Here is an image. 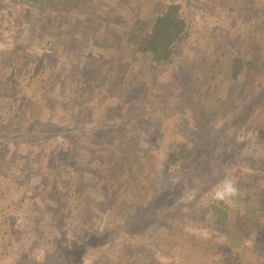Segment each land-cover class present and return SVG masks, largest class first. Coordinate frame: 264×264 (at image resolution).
Instances as JSON below:
<instances>
[{"label": "rangeland", "instance_id": "374dc122", "mask_svg": "<svg viewBox=\"0 0 264 264\" xmlns=\"http://www.w3.org/2000/svg\"><path fill=\"white\" fill-rule=\"evenodd\" d=\"M128 1H94V8L103 7L115 14L111 17L94 18V15L90 17L94 26H101L107 21V25L102 26L104 33L101 38L96 37L100 33L91 29L85 22L83 16L85 9L74 8L67 18L65 12L56 10L65 9V5L56 4L50 10L53 15L58 13L62 17L58 16L59 21L48 25V31H43L42 35L45 36L44 40L48 45L55 43V52L61 57L55 63L57 70L52 66L53 64L48 63L47 91L40 94L33 93L32 91L40 92L42 89L24 87L23 93L28 92L25 96L29 94L31 100L39 105L34 112L27 103L24 104L21 112V109L15 106L13 98L17 97L14 96L13 88L0 86V264H32V262L41 264L46 254L53 253L55 249L53 239L56 236L66 244L70 242L72 253L90 247L85 258L75 264H94L93 259H98L97 264H111L114 258L116 264H127L129 260L155 264L154 260H142L136 254L138 250L144 249L145 258H154L147 252L149 250L147 244L153 247L156 241L147 240V232L142 237L137 235L132 238V241L127 243L129 246L127 251L123 248L125 241L132 236L128 232L133 208L127 210L126 207L127 205L133 207L136 199L133 201L126 191H120L123 183L120 170L123 165L118 168L112 162H119V157L129 152V145L126 144L129 134L133 132L130 129L128 132L121 131L118 120L100 121L109 110L111 113L123 114L118 107L119 103L112 101L109 105H103L100 104L99 99L104 91L103 83H106L105 74L110 71L104 62L110 60L109 55H117L115 48L119 47V41H124L125 31L129 30L136 16L139 13L144 14L146 10L138 1L133 7L129 6ZM157 1L151 0L150 5H154ZM163 1L178 3L181 6L180 13L187 25L186 37L179 44L178 54L171 60L166 62L163 58L142 56L138 62H134L131 69L129 67L128 73L133 88L127 89V98L134 95V88L144 94L145 88L151 89L153 86L149 85L150 82L168 84L180 74L195 97L200 94L198 98L200 102L192 112H189L184 104L182 110L179 101L182 102L185 96L183 91H179L182 94L175 93L179 101L172 103L170 98L165 99L164 94H160L164 105L166 107L171 105L168 115L170 118L167 117L166 120L168 142L165 141L166 145L170 146V150L165 153L163 159H168L170 164L172 162L176 164L166 167L168 173L166 170V174L161 175L159 181L163 180L176 186L168 195L174 194L176 198L179 196L183 200L182 206L193 210L188 212L190 214L187 219L188 227L183 231L184 236L192 235V237L180 247L183 256L180 257L179 262L192 264L193 258V261H196L194 264H264L263 245L256 246L245 241L238 249L221 242L207 241L212 232L203 226L208 222L207 218L210 215L202 212L205 210L206 201L212 199L213 190L205 191L206 194L203 192L204 194L201 195L199 189L189 190V182L185 180L189 171H192L191 174L194 176L204 172L211 180H218L222 172L230 174L229 167L234 169L239 158L244 156L242 149L246 150L247 147L252 151L250 158H257L255 162L264 163V136L261 134L263 129L261 127L257 129L255 123L242 124V118L231 119L228 112L220 114L228 99L236 97L241 89L225 81L222 75L210 77L209 74V65L217 58L224 59L228 54H232L229 51L233 50L239 55L251 58L252 52L261 47L263 37L258 35L259 32L254 33L256 36L252 37L251 31L255 26L260 28L259 31L264 28V16L261 14L264 10V0ZM12 5L16 9L23 7L16 3ZM13 6H7L5 10L0 11V41H2L0 42V81L9 73L7 69L11 61L8 58L12 54H8L10 50L8 47L15 45L22 47L25 42L24 37L32 30L37 32L38 26L44 23L47 17H44V13H40L39 9L34 8L28 15L19 17L16 15L17 21L13 15V24H7L4 22V17L7 10ZM149 6L145 5L148 9ZM94 20L97 22L95 23ZM233 20L235 27L228 31L224 23ZM215 25H218L219 29L213 31ZM65 27L68 30H76L74 35L64 34L66 41L73 39L74 48L67 44L65 47V43L60 42L63 35L57 32L63 31ZM52 28L56 29L51 32ZM83 32L90 36L84 37ZM228 35L231 42H228ZM39 42L40 39H34L33 45L28 43L23 54L34 58L43 53L49 55L48 49L44 51L41 47H37ZM92 42H97V45H91ZM90 50H92L91 54H89ZM259 54L262 55V52ZM128 61H133L132 52L128 55ZM168 61L172 62L168 63ZM257 62L258 64L255 61L249 63L250 70L255 71L253 75L247 72L249 76H242V73L239 78L248 79V84L244 88L245 98H249L251 102H255L260 94L264 95V77L259 76L261 79L259 87L252 82L258 77L256 72L262 71L264 76L263 60ZM200 69H203L204 73L199 72ZM63 79L66 85L60 87L59 82ZM139 81H142L140 86ZM259 90L260 93H257ZM158 91L160 90H155ZM23 93L21 92L20 95ZM125 93L124 90L123 94ZM109 98L112 100V95ZM205 98L208 101H203ZM191 99L192 95L187 101ZM249 104L253 103L249 102ZM199 111L209 116L200 118ZM88 113H93V118L86 117ZM245 113L243 111L241 114ZM210 114L214 116L210 117ZM234 119L236 123L233 122ZM36 121L38 125L57 124L66 129L70 138L64 139L57 132L58 140L52 141L51 146L45 147L46 136L39 135L37 139L31 136V124L34 125ZM60 133L66 134L62 129ZM136 147H141V143ZM57 151L61 152L62 156ZM87 156L102 159L104 168L83 165L82 158ZM248 162L254 163L246 159L245 163ZM78 163H81V166ZM257 166L262 167L257 164L250 165L246 171L256 172ZM261 177H264V169ZM182 180L184 182L181 183ZM53 181H58L54 192L60 194L59 197L54 198L60 201L54 210L63 207L65 204L63 197L70 199L73 204L66 206L71 209V214L75 215V220L70 223L61 221L67 226L65 231L61 228L50 229L44 225L46 222L52 223L51 214L54 210L51 211L49 208L52 196L45 197V190ZM77 186L83 187V191H75ZM210 187L212 189V185ZM155 188L156 180L148 184V195ZM43 206L45 212L41 216L39 212ZM78 209L84 210L77 214ZM177 216L178 214L174 213L172 217H167L162 207L161 211L153 214L155 218L153 224L156 226L166 221L178 223ZM34 220L38 221V226H43L35 235L33 232L38 229H34L36 227L33 225ZM159 230L164 235V230ZM85 232L86 236L83 234ZM97 237L98 240L102 239L101 246H93ZM200 239L206 242L204 251L199 248ZM260 240L264 242V234ZM34 243H36L35 247ZM76 243H87V246H76ZM46 245H54V247L52 250H47ZM121 247L123 254L119 250Z\"/></svg>", "mask_w": 264, "mask_h": 264}, {"label": "trees", "instance_id": "16d2710c", "mask_svg": "<svg viewBox=\"0 0 264 264\" xmlns=\"http://www.w3.org/2000/svg\"><path fill=\"white\" fill-rule=\"evenodd\" d=\"M94 1L95 0H0V11L5 10L7 6H13L12 3L23 6L21 9H16L13 6L7 10L4 17V22L7 24H13V15L17 21L16 15H18V17L21 15H28L34 10V8L39 9L40 13H44V17L47 16L44 23H41L38 26L37 32L32 30L28 36L24 37L25 42H23L24 44L22 47L19 45L8 47V49H10L8 54H12V56L8 58L9 61H11L9 68L7 67L9 73H7L4 76V79L0 81V86L3 88H13L14 96L17 97L13 98V100L15 106L17 105L18 108L21 109V112L23 111L25 103L28 104L33 112L39 106L36 102L31 100L29 94L25 96L28 92L23 93L24 87L28 86L33 87L34 89H42L40 92H37V90L32 91L33 93L40 94L43 91H47L48 84L46 83V76L48 75V63L53 64L52 66H55V70H57L55 63L61 57L60 54L58 55L55 52V43L48 45L47 41L44 40L45 36L42 35L43 31H48V25L59 21L58 16L62 17V15H58V13L57 15H53L50 10L53 9L56 4L65 5V9L57 8L56 10L65 12V18H67L68 14L74 11V8L79 7L85 9L83 14L85 22L90 25L91 29L98 31L100 34L96 37L101 38L104 33L102 26H106L107 21L101 26H94L90 21V17L92 15H94V18L111 17L115 14H112L103 7L94 8ZM136 1L146 9L145 13H139L133 22H131L129 30L125 31L124 41H119V47L117 46L118 48H115L117 55H109L108 58L110 60L104 62L110 71H107L105 74L106 83H103L104 91L99 99L100 104L103 105H109L112 101L113 103H119L118 107L123 111V114L111 113V110H109L106 115L102 116L100 121L118 120V125L120 126L121 131L128 132V129H130L133 132V134H129L128 144H126L130 147H128L129 152L122 157H119V162H112V164H116L118 168L123 165L120 170V174L123 177L120 191H126L129 195L128 197L133 199V201L136 199V203L133 207L130 205H127L126 207L127 210L133 208L131 214L133 217L132 222L129 224L128 232V234L131 233L132 236L128 235L130 239L125 241L123 245L124 250L127 251L129 249L127 243L132 241V238L137 237V235L142 237L147 232V240L152 242L156 241L153 244V247H149L147 244L149 249L147 252L152 254L154 258H145L143 255L144 249H140L136 252V254L139 255V259L154 260L155 264H182L179 262L180 257L183 256L180 247L192 237V235L190 237L184 236L183 231L188 227L187 219L190 217L188 212L193 210L186 206L183 207L181 204L183 200L179 196L176 198L174 194L168 195L176 186L163 180L159 181L161 175L166 174V170L168 173L167 168L172 164H176V162L170 164L168 159H163L166 155L165 153L170 150V146L166 145L165 141H167L166 120L167 117L170 118L168 115L171 111V105L166 107L160 94H164L165 99L167 97L170 98V103H172L179 101L176 99L175 93L182 94L179 91H183L185 96H183L182 102H179L182 104V110L185 105V107H188L187 110H189V112H192L195 109V106L200 102L198 99L200 94L195 97V94H193L194 92L187 88V83L183 82L182 74H177L178 76H175V78L168 84L150 82L149 85L153 86L151 89L145 88L144 94L134 88V95L127 98V89L133 88L131 85V77H129L130 73H128L129 67L131 69L134 66V62H138L139 58L142 56L163 58L166 62L167 60H171L176 54H178L179 44L186 37L187 33V25L185 19L180 13L181 6L178 3L158 0L154 5H150L151 0H129V6L133 7ZM83 4L89 5L84 6ZM145 5H150L149 9L148 7H145ZM261 14L264 16V10ZM94 22L96 23L97 21L94 20ZM224 24L227 26L228 31L235 27L234 20L228 21V23ZM218 25L213 26L212 30H218ZM55 29L56 28H52L51 32ZM259 30L260 28L255 26L251 31L253 34L252 37L256 36L254 33L259 32L258 35L264 39V28L261 31ZM75 31L76 30H68L65 27L63 31L57 32V34L63 35L60 42L65 43V47L67 44L70 45L69 47L74 48L75 43L73 42V39L66 41L64 34L74 35L73 33H75ZM83 35L86 38L90 36L84 32ZM252 37L250 36V38ZM34 39H40L37 47H41L44 51L48 49L49 55H45L42 52V55L34 58L30 55L23 54L26 52L28 43H31V45L34 44ZM228 42H231L229 35ZM260 44L261 47L253 52L250 49L253 54L251 58L245 55H239V53H235L233 50L229 51L232 54H228L224 59L217 58L209 65V74L210 77L222 75L225 81L232 83L241 89L238 95L234 97L236 100H234V98L228 99V103L225 104V107L220 114L228 112V116H230L231 119L242 118L241 123L244 125H253V123H255L257 129L259 127L263 129L261 134L264 136V95L260 94L255 102H251L249 98H245L246 91L244 88L246 84H248V79H239L242 73V76H249L247 72H250L252 75L255 73L254 69L252 71L250 70V62L255 61V63L258 64L257 60L260 61L262 59L264 64V41ZM91 45H97V42H92ZM91 51L92 50H90L89 54H91ZM130 52L133 54V61H128V55ZM260 52H262V55L259 54ZM99 53L103 54L101 51H99ZM94 60L97 63V60ZM171 62L172 61H168V63ZM203 71V69L199 70L201 73H204ZM56 74L57 73H55V75ZM256 74L258 76L256 78L257 81L253 80L252 82L258 86L261 81L259 76H264L262 75V71L261 73L256 72ZM141 83L142 81H139V86ZM38 84H40V86H38ZM59 84L60 87L66 85L65 80H61ZM165 87L167 88L165 89ZM124 90L126 91L125 94H123ZM155 90L160 91L155 92ZM21 92L23 93L22 95H20ZM257 93H260V90ZM23 95L24 97H21ZM110 95H112V100L109 98ZM190 95H192V99L187 101ZM203 101H208V99L205 98ZM236 102L240 103L235 104ZM249 102L253 104H249ZM130 107L132 108L128 113ZM243 111L246 112L244 115L241 114ZM93 115V113H88L85 116L93 118ZM199 116L201 118L209 116V114L204 115L199 111ZM213 116L214 114H210V117ZM130 121H132L131 124ZM233 122L236 123V119H234ZM50 124L46 125L40 123L38 125L37 121L34 125L31 124V136L35 137V139H37L39 135L46 136L44 141L45 147L51 146L53 144L52 141L58 140L56 137L57 132L64 139L70 138L65 128L57 126V124ZM61 129L66 134L62 135L60 133ZM132 137L134 138L133 140ZM139 143H141V147H136ZM242 150L244 151V156L239 158L234 169L229 167L228 171H230V174H228V172H222L218 180H211L207 178V175L203 171V173L198 176H194L191 174L192 171H189L186 173L188 175L185 179L189 182L188 189H199L202 192L201 195L204 193L206 194L205 191H212L215 186L226 177H230L237 182V186L240 189V196L237 198V203L234 206H228L224 203H218L210 199L206 201L205 210H203L202 213H208L210 215V217L207 218L208 222L203 226V228L211 230L212 232L207 241L221 242L222 244H227L232 248L238 249L242 247V242L245 241L256 244V246H264V242L260 240L264 234V177H261L264 163L262 164L261 161L255 162L257 158H250L252 151L249 150V147H247L246 150ZM57 152L62 156L61 152ZM58 158H60V156H58ZM246 159H250V161L255 164L249 162L245 163ZM81 163L99 169L104 168L102 165L104 164L103 160H100L98 157H84L82 158ZM81 163H78V165L81 166ZM256 164L260 166L262 165V167L257 166L256 172L246 171V168L250 165L255 166ZM159 167L161 169H159ZM155 180L156 188L151 191L150 195H148V184ZM182 182H184V180H182L181 183ZM57 183L58 181H53L48 184L45 190V197L52 196L51 201L49 202V208L51 211L56 208L58 203L60 204V201L54 199L55 196H60L59 193L54 192V187H57ZM210 185H212V189ZM83 189V187L79 186L75 191H83ZM88 192L89 189L87 193ZM63 198L65 204L63 207L61 206L54 210L51 214L52 223L50 224L46 222L44 224L47 228H61L65 231L67 226L64 223H61V221L63 220L70 223L75 220V215L73 213L71 214V209L66 206H73L71 200L66 199V197ZM162 207L167 217H172L174 213H177L178 216L176 221H178V223H173L174 221H166L155 226L153 224L155 222L153 214L157 211H161ZM44 209L45 206H43L39 215L42 216V213L45 212ZM82 210L84 209H78L77 214H80ZM33 225L36 226L34 229H38L33 232V235H35L36 233H39L43 226H38L37 220L33 221ZM159 229L164 230V235ZM50 232L54 233L52 230H50ZM83 234L84 236L87 235L86 232ZM40 235H42V233ZM76 235L79 234L76 233ZM112 236L110 238H112ZM98 237L97 239H94L97 241L93 243V246L102 245V239L100 238L98 240ZM53 243L55 245L53 253L50 252L46 254V258H44L41 264H75L82 261V259L85 258V254L90 249L88 246L83 251L72 253V251H70V242L67 244L62 242L59 240L58 236L54 237ZM35 245L36 243H34V247ZM54 245H46L47 250H52ZM76 246L85 247L87 246V243H76ZM205 247V240L200 239L199 248L204 251ZM123 248L121 247L119 249L122 254L124 252ZM115 261L114 258L111 264H116ZM191 262L192 264L196 263V261H193V258ZM93 263L97 264L98 259H93ZM32 264L36 263L32 262ZM127 264H148V262H134L129 260Z\"/></svg>", "mask_w": 264, "mask_h": 264}, {"label": "clouds", "instance_id": "9594fccd", "mask_svg": "<svg viewBox=\"0 0 264 264\" xmlns=\"http://www.w3.org/2000/svg\"><path fill=\"white\" fill-rule=\"evenodd\" d=\"M240 196V189L237 182L230 178H224L212 191L211 198L218 203H224L228 206H234L237 198Z\"/></svg>", "mask_w": 264, "mask_h": 264}]
</instances>
